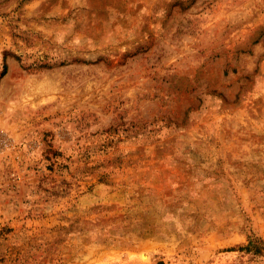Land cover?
I'll return each instance as SVG.
<instances>
[{"label": "rangeland", "instance_id": "obj_1", "mask_svg": "<svg viewBox=\"0 0 264 264\" xmlns=\"http://www.w3.org/2000/svg\"><path fill=\"white\" fill-rule=\"evenodd\" d=\"M252 241L264 0H0V264H264Z\"/></svg>", "mask_w": 264, "mask_h": 264}, {"label": "trees", "instance_id": "obj_2", "mask_svg": "<svg viewBox=\"0 0 264 264\" xmlns=\"http://www.w3.org/2000/svg\"><path fill=\"white\" fill-rule=\"evenodd\" d=\"M258 243V244H257ZM264 243L263 242H250V244L246 247H242V250H247V251H257V252H262V247Z\"/></svg>", "mask_w": 264, "mask_h": 264}]
</instances>
